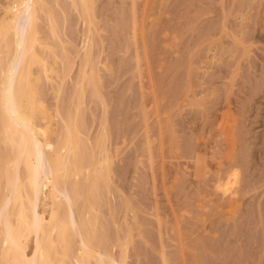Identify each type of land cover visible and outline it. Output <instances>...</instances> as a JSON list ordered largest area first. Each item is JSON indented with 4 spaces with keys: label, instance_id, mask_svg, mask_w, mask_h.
<instances>
[{
    "label": "rangeland",
    "instance_id": "rangeland-1",
    "mask_svg": "<svg viewBox=\"0 0 264 264\" xmlns=\"http://www.w3.org/2000/svg\"><path fill=\"white\" fill-rule=\"evenodd\" d=\"M87 4L88 32L77 0L35 5L53 67L35 68L36 92L56 145L60 121L76 120L90 175L71 208L82 238L120 264H264V0ZM83 57L98 96L78 82ZM229 169L223 197L213 187ZM60 247L52 232L50 264H68Z\"/></svg>",
    "mask_w": 264,
    "mask_h": 264
},
{
    "label": "bare ground",
    "instance_id": "bare-ground-1",
    "mask_svg": "<svg viewBox=\"0 0 264 264\" xmlns=\"http://www.w3.org/2000/svg\"><path fill=\"white\" fill-rule=\"evenodd\" d=\"M77 2L88 32L92 29L88 28L91 17L87 0ZM35 5L36 0H7L0 7V145L4 151L0 160V264H50L52 232L61 241L57 262L120 264L103 253L100 237L91 234L83 239L73 218L72 206L83 200L79 181H89L90 175L83 173L87 166L80 162L76 120L60 121L63 138L56 145L51 138V116L44 111L36 92L35 68L48 76L53 74V67H46L41 57L40 52L47 48L43 46V50L37 42ZM19 19L21 26L16 24ZM131 24L134 26L133 21ZM82 61L78 82L86 83L97 95L90 62L86 63L84 57ZM108 160L104 156L99 163L106 166ZM233 170L224 172L222 182L217 180L213 187L223 197L236 183L237 173ZM108 183L106 178V191ZM23 185L27 193L22 201ZM65 221L72 236L69 242L64 238Z\"/></svg>",
    "mask_w": 264,
    "mask_h": 264
}]
</instances>
